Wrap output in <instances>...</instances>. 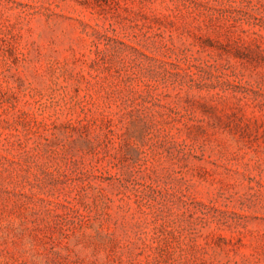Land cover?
<instances>
[{"label":"rangeland","instance_id":"rangeland-1","mask_svg":"<svg viewBox=\"0 0 264 264\" xmlns=\"http://www.w3.org/2000/svg\"><path fill=\"white\" fill-rule=\"evenodd\" d=\"M0 264H264V0H0Z\"/></svg>","mask_w":264,"mask_h":264}]
</instances>
